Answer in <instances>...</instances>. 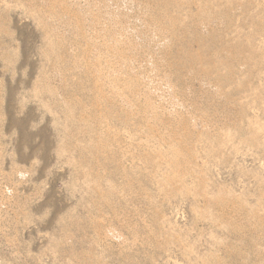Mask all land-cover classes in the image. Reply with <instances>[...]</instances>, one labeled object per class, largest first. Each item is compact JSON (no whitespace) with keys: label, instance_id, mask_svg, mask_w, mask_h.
<instances>
[{"label":"rangeland","instance_id":"rangeland-1","mask_svg":"<svg viewBox=\"0 0 264 264\" xmlns=\"http://www.w3.org/2000/svg\"><path fill=\"white\" fill-rule=\"evenodd\" d=\"M0 264H264V0H0Z\"/></svg>","mask_w":264,"mask_h":264}]
</instances>
